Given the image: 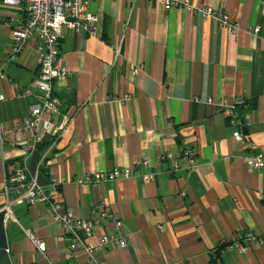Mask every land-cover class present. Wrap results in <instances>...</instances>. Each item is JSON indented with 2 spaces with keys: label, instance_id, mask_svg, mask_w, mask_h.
<instances>
[{
  "label": "crops",
  "instance_id": "obj_1",
  "mask_svg": "<svg viewBox=\"0 0 264 264\" xmlns=\"http://www.w3.org/2000/svg\"><path fill=\"white\" fill-rule=\"evenodd\" d=\"M85 1L98 21L94 34L61 32L58 65L74 74L53 82L68 121L46 148L44 166L46 177L60 181L53 199L75 214L90 217L92 208L105 203L107 212L122 218L129 235L126 245L95 251V261L264 264V241L246 253L227 252L218 259L214 254L224 238L249 232L264 237V169L248 167L243 157L249 149L234 142L233 127L219 108L220 102L248 98L235 110L251 122L249 139L264 156V0H189L196 7L229 14L238 24L235 33L198 11L166 10L157 0ZM21 15L17 7L0 0L4 126L20 120L37 102L32 85L36 57L10 53L6 21ZM255 25L260 32L252 35L248 27ZM133 65L141 66L136 75ZM23 89L32 94L22 95ZM127 95L124 102L115 99ZM27 138L19 132L0 144V209L5 204V166L22 158ZM185 147L193 150L197 166L173 169ZM144 158L150 165L135 167ZM125 166L133 172L127 178L99 184L73 180ZM145 173H153V179L144 182L140 175ZM11 212L5 231L12 264L97 263L82 250L65 260L68 241L52 222L48 205L20 203ZM101 223L110 225L106 219ZM27 230L45 243L44 252ZM100 232L97 229L93 242Z\"/></svg>",
  "mask_w": 264,
  "mask_h": 264
},
{
  "label": "built area",
  "instance_id": "obj_2",
  "mask_svg": "<svg viewBox=\"0 0 264 264\" xmlns=\"http://www.w3.org/2000/svg\"><path fill=\"white\" fill-rule=\"evenodd\" d=\"M157 1L166 10L181 7L188 11H198L203 16L211 17L217 26L227 31V33H235L238 30V24L230 18L229 14L211 6L196 7L189 0ZM2 2L17 7L22 12L20 18H9L6 21L11 33V56L14 57L25 52L34 55L38 72L32 80V85L37 90L34 93L37 102L29 108L20 120L7 126L0 123L1 145L19 132L28 134V138L22 144V158L14 160L9 166H5L1 189V193L5 197V204L1 210H4L6 216L10 217L12 216L11 208L15 204L48 205L52 222L59 227L68 241L64 250L65 260H70L77 251L82 250L91 262L96 263L97 261L94 259L95 251L107 246L120 248L126 245L129 235L124 230L120 215L107 212L104 208L105 203H101V205L92 208L90 217H82L53 199L52 192L60 184V181L54 177H47L49 182L41 185L37 179L39 167L46 164L47 147L37 158L33 175L29 172L27 161L35 150L36 144L41 141L45 134L51 135V143L49 144L51 145L68 121V116L61 114L59 98L53 91L54 81L59 78L71 77L74 74L72 71L58 65L61 32L63 29L69 31L84 30L94 34L98 16L88 10L85 0H2ZM248 32L257 35L260 32V27L257 25L249 26ZM262 38L264 40V35ZM114 52L115 57H118L120 47H115ZM140 70V65L131 67V72L134 75ZM4 77L5 75L0 72V78L3 79ZM30 94L32 92L29 89H23L22 95ZM128 98L127 95L122 99H115L124 102ZM2 99H4V95L0 94V100ZM247 100V97L240 96L230 104L220 102L219 108H222L227 123L233 127L231 136L234 142L249 149L248 154L243 157L246 164L250 169L259 171L264 169V156L261 151L255 150L253 142L249 139L248 129L251 122L239 117L235 110L236 107L245 105ZM149 165L150 161L145 158L135 162V167ZM196 166L197 157L189 147H185L173 163V169L186 168L192 170ZM132 173L131 168L128 166L115 167L107 171L90 172L82 179L75 178L73 180L78 183L99 184L112 182L119 178H127ZM140 178L144 182L151 181L153 173L141 174ZM185 194L184 190L180 192L182 197ZM105 219L109 221L110 225L105 226L101 223ZM162 227L159 226V228ZM97 229H101L100 236L93 242L92 238L96 236ZM25 232L36 248L44 252L45 243L35 239L30 231ZM263 241L264 237L257 236L252 232L235 238H224L217 245L218 255L233 251L246 253L255 244H260ZM96 264L102 263L97 262Z\"/></svg>",
  "mask_w": 264,
  "mask_h": 264
},
{
  "label": "water",
  "instance_id": "obj_3",
  "mask_svg": "<svg viewBox=\"0 0 264 264\" xmlns=\"http://www.w3.org/2000/svg\"><path fill=\"white\" fill-rule=\"evenodd\" d=\"M50 139H51V135L45 134L41 139V141H39L36 144L35 150L30 155L28 160V169L30 174L33 175L35 173V167H36L39 150L44 144L48 143ZM37 179L39 184L41 185H45L49 182L47 177L40 172L37 174ZM8 220H10V218L8 217L6 218V212L0 209V264H12L8 252V243H7L6 231H5V224H6L5 222Z\"/></svg>",
  "mask_w": 264,
  "mask_h": 264
},
{
  "label": "trees",
  "instance_id": "obj_4",
  "mask_svg": "<svg viewBox=\"0 0 264 264\" xmlns=\"http://www.w3.org/2000/svg\"><path fill=\"white\" fill-rule=\"evenodd\" d=\"M51 143V141H49L48 143H46V144H44L42 147H41V149H40V151H39V155H38V158L40 157V155L42 154V151L46 148V147H48V145ZM45 160H47V157H45ZM39 172L40 173H42L43 175H45L46 176V172H45V166L44 165H41L40 167H39ZM215 257H216V259H218V248L216 247V250H215Z\"/></svg>",
  "mask_w": 264,
  "mask_h": 264
}]
</instances>
